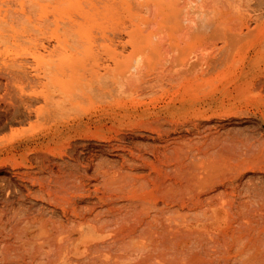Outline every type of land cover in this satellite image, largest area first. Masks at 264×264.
Wrapping results in <instances>:
<instances>
[{"label": "rangeland", "instance_id": "rangeland-1", "mask_svg": "<svg viewBox=\"0 0 264 264\" xmlns=\"http://www.w3.org/2000/svg\"><path fill=\"white\" fill-rule=\"evenodd\" d=\"M263 90L264 0H0V182L71 150L235 167L264 146Z\"/></svg>", "mask_w": 264, "mask_h": 264}, {"label": "bare ground", "instance_id": "bare-ground-1", "mask_svg": "<svg viewBox=\"0 0 264 264\" xmlns=\"http://www.w3.org/2000/svg\"><path fill=\"white\" fill-rule=\"evenodd\" d=\"M255 145L227 176L221 151L197 161L204 176L156 150L111 162L39 153L35 170L1 179L0 264H264V146Z\"/></svg>", "mask_w": 264, "mask_h": 264}]
</instances>
